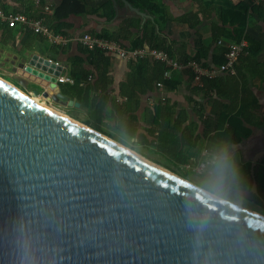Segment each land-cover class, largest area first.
<instances>
[{"label":"water","instance_id":"95a60500","mask_svg":"<svg viewBox=\"0 0 264 264\" xmlns=\"http://www.w3.org/2000/svg\"><path fill=\"white\" fill-rule=\"evenodd\" d=\"M24 71L41 94L0 78V264H264V215L34 104L80 107L57 83L64 66L31 53Z\"/></svg>","mask_w":264,"mask_h":264},{"label":"trees","instance_id":"16d2710c","mask_svg":"<svg viewBox=\"0 0 264 264\" xmlns=\"http://www.w3.org/2000/svg\"><path fill=\"white\" fill-rule=\"evenodd\" d=\"M133 7L153 17L143 20L134 14L124 18L118 29L110 31L102 29L100 32H91L95 36L108 41L121 44L126 49H147L164 52L171 60L183 65L180 70H172L171 76L164 77L171 67L150 57L128 60V75L120 84L121 96L126 99V104L121 107L123 113L134 112L140 106L141 96L157 90L160 84L164 90L173 93L179 90L182 80L187 82L189 92L195 97L201 96L204 104L195 99H190L193 110L197 116L198 124L192 127H182L185 117L181 112L176 114V104L170 100L159 103L153 107L154 119L148 126L149 132L157 143L158 152L165 155L171 153L166 148L168 136H174L176 143L196 147L199 152L203 148L210 153L220 151L222 144L238 146L253 136V129L264 125V118L260 116L261 105L249 85V74L264 80V64L259 63L258 57L264 52V40L257 41L246 35V29L253 17H258L264 24V0H243L237 6L229 4L222 8V27L213 26L212 36L205 41L201 36L195 40L194 54L187 53L185 43L171 39L165 34V27L169 22H181L194 30L199 24L198 15L191 19L182 18L174 20L167 15L161 7L159 0H127ZM24 0H17L22 4ZM119 10L124 9L120 0H116ZM29 11L25 15L31 19H44L45 25L55 34L68 37L66 31L72 26L66 22L70 17L92 15L110 22L116 15L113 2H107L97 8H91L87 0H62L52 8L51 14L45 11V0L35 2L26 1ZM227 17V21L224 19ZM234 17L231 21L229 19ZM232 26L228 29L227 26ZM32 32V31H31ZM31 34H36L32 32ZM221 39L233 40V43H247L246 54L241 55L236 64L235 74L221 73L216 77L201 76L196 80V75L189 66L190 62L198 64L201 68L211 70L219 68L226 62L227 46L219 45ZM232 44V43H230ZM229 44V45H230ZM75 48L76 55H70ZM49 52L65 57L67 74L74 80V85L65 86L63 92L85 107L89 113L90 121L85 124L100 132L103 120V109L107 102L105 93L112 84L110 67L112 57L107 52L94 49L88 50L81 45L49 46ZM130 111V112H129ZM176 114V115H175ZM116 127L124 134L134 137L132 131L136 128L135 121L130 118H114ZM133 120V119H132ZM203 127L202 133L195 134L197 127ZM158 135L154 137L153 132ZM180 135V136H179ZM190 142V143H187ZM203 144L205 147H203ZM198 166V165H197ZM251 176V175H250ZM250 178H253L252 176ZM254 178L258 187L264 186V162L254 169ZM257 204L261 203L256 197L251 196Z\"/></svg>","mask_w":264,"mask_h":264},{"label":"crops","instance_id":"0c3cea01","mask_svg":"<svg viewBox=\"0 0 264 264\" xmlns=\"http://www.w3.org/2000/svg\"><path fill=\"white\" fill-rule=\"evenodd\" d=\"M16 1L17 0H0V9H3L9 13H23L25 15V12L29 11V5L28 3H26V1H31L32 3L35 2V7H37V4L39 3V0H24L22 4L16 3ZM242 1L243 0H159V4L161 5V7H163L167 11V15L176 21L184 17L187 19H191L194 15H198L200 20L198 26L194 30H191L189 26L185 23L171 21L166 25L164 29L165 34L173 40L185 43V45L187 46V53L194 54V45L195 40L197 38L201 36L205 41H209L210 37L212 36L213 26H223V22L221 20V9L223 7L227 9V6L229 4L237 6ZM61 2L62 0H45V7L50 8V12L46 13L51 14L52 8L58 6ZM87 2L91 8H97L105 4L107 0H87ZM94 4L96 5L95 7ZM124 18L126 17L123 16L121 18L119 9L116 11L115 17L110 22H107L102 18H98L92 15H84L81 17L72 16L68 20H66V22L72 26L70 30L66 31L68 37L59 35L64 40V43L60 45L52 44L46 38L38 34H31L32 32L30 30H27L26 28L20 25H17L15 28H9L6 23L0 22V68L5 67L9 69L7 71H9L8 75L10 77L23 80L22 84L27 85L28 87L29 85L32 86L31 88H28L29 92L27 94H32L34 91L38 90H41V92L39 93L41 94L43 91L41 86L42 83L37 79H34V77L29 76L24 71V67L27 64L28 56L31 53L38 54L39 56H42L51 60L52 62L59 63V65L64 66L65 71L61 73V76L69 77L67 74V67L64 64L65 57L55 55L52 52H49L47 48L49 46L63 47L69 43H71L73 46L80 45L78 43V39L82 35L90 34L91 32H100L104 28L109 29L110 31H114L118 29L121 21ZM233 18L234 17H231L229 21H231ZM224 19L226 21L228 20L226 15H224ZM252 21L255 24L252 25V22L250 23V25L246 29V35L257 41L264 40V24L260 22L258 17L256 16L253 17ZM111 24H116V26H111ZM227 28L231 30L232 26L228 25ZM233 42V40L221 39L219 45L228 46L230 43ZM75 51V48H73L70 51V55H76L77 53ZM108 55L112 57L109 72L112 84L108 87V90L105 93L107 102L103 109V120L99 126L100 132L105 136L113 139L118 144L130 150H133L138 155L151 161L150 158H148L147 156L139 153L138 151L134 150L129 146H126L125 144L118 142L112 136H110L111 134L109 135V133H114L121 138L127 139L133 142V145L138 144L139 147L147 149L151 148L155 150L154 152L159 153L156 141L149 134L152 128L147 125V123L150 124L154 119V113L152 111L153 107L159 103H164L167 99L170 100L171 104H176L177 115L181 112L184 113L185 120L182 127H192L198 124V119L193 110V105L190 104L189 101L190 99H195L203 104L205 101L201 96L195 97L194 95H192L188 90L187 82L182 80V84L180 85L179 90H177V92L170 93L164 89L158 88L152 93H147L141 96L140 106H138L139 108L134 112V114L130 111L129 114L126 111L125 113H123V110L125 109H121V107H124V105L126 104V99L121 96L120 84L123 83L127 78L128 60L121 59L118 56L109 53ZM258 61L259 63L264 64V52L260 54V56L258 57ZM249 77L250 88L254 91L261 105L260 116L264 118V80L259 77H253L252 74H249ZM0 78L7 81L11 85L17 87L12 81H8L1 76ZM74 83L60 84L62 91L64 90V88H66L65 86H71L74 85ZM17 88L20 89L19 87ZM20 90L24 92V90ZM64 95L66 94L64 93ZM73 101L77 102L76 100ZM59 112L67 114L63 111ZM116 115L121 119L127 117L130 118V121H135L134 125H136V128L132 131L134 137L131 138L130 136L124 134L123 132L117 129L116 122L114 120ZM202 129L203 127L199 125L197 127V131H195V134L202 133ZM153 134L154 137H157V130H155ZM260 134H264V125L254 128L253 136L249 140L243 142L238 146L222 144L220 147V151L217 153H210L206 150V148H203L201 152H199V149H196L195 146L194 148H192L187 147L188 145L185 146L182 143H176V139L174 136H168L166 148L171 154L167 155V157H169V159L175 161V163L182 167H185L187 165L194 167L202 163H208L205 166L203 172H208V176H212L215 173L213 172L214 169H216L217 172H225L226 170L231 169L232 166L230 162L236 160L238 161L239 167H248L247 174L249 176V179L251 177V163L253 160L250 158V156L248 157L247 155H249L253 148L256 147L254 141L257 139V137H259ZM203 147H205L204 144ZM153 163L162 166L157 162ZM208 166H211L212 169L209 170ZM183 179L187 180L188 182H191L185 177Z\"/></svg>","mask_w":264,"mask_h":264},{"label":"rangeland","instance_id":"374dc122","mask_svg":"<svg viewBox=\"0 0 264 264\" xmlns=\"http://www.w3.org/2000/svg\"><path fill=\"white\" fill-rule=\"evenodd\" d=\"M99 5V4H98ZM96 5L94 4V7ZM121 18L124 17H130L132 16L130 12H124L122 10H119ZM123 15V16H122ZM113 24H111L112 26ZM113 26H116L113 25ZM9 69L7 68H0V76L8 81H12L14 85L19 87L20 89L24 90L25 93L29 92L28 88H31L32 86L22 84L23 80H19L17 78H12L8 75L7 71ZM26 86V87H25ZM64 87V86H63ZM40 93L41 90H38ZM45 99L44 100L41 99ZM38 97V100L44 103H47L52 108H56L58 111H63L67 113L72 118L77 119L78 121L82 123L88 122L89 119V113L85 109L84 106L80 105V107H59L55 104H51L45 96ZM111 134V135H110ZM110 136H112L115 140L118 142L125 144L126 146H129L133 148L134 150L138 151L139 153L147 156L150 158L151 161L157 162L164 166L167 169L172 170L177 175L181 177H185L186 179H189L191 183L193 182L196 184L199 188H202L203 190L209 192L210 194L221 198L223 200H226L234 205L241 206L243 208L255 211L257 213H260L264 215V206L257 204L255 201H253L252 197L249 196V182H248V167L241 168L238 165V161L234 160L231 163L232 168L229 170H226L225 172H217L216 169L213 170L215 172L212 176H208V172L198 174L192 169H186L185 167L179 166L175 161H172L167 157V155L163 153H157L154 152V149H147L143 147H139L138 144L133 145L134 143L119 137L118 135L114 133H109ZM208 169H212L211 166H208ZM245 175V176H244ZM246 177V178H244Z\"/></svg>","mask_w":264,"mask_h":264},{"label":"built area","instance_id":"2783aa9c","mask_svg":"<svg viewBox=\"0 0 264 264\" xmlns=\"http://www.w3.org/2000/svg\"><path fill=\"white\" fill-rule=\"evenodd\" d=\"M46 12H50V8H45ZM44 19L36 20L31 19L24 15L23 13H9L3 9H0V22L6 23L9 28H15L17 25H20L27 30H30L44 38H46L52 44H63L64 40L61 36L56 35L51 29H49L45 23ZM78 43L87 48L88 50L100 49L109 54L118 56L121 59H136V58H146L150 57L154 60L165 63L169 67L170 70L166 71L164 74L165 78H169L171 76L172 70H180L183 68L182 64H179L176 61L171 60L164 52L158 50H147V49H126L121 44L113 41H108L105 39H101L95 36H91L90 34H84L78 39ZM247 43L242 41L241 43H232L227 46L228 52L225 55L226 62L222 64L219 68L207 70L201 68L198 64L194 62H190L189 66L192 68L196 75V80H198L201 76H206L209 78L216 77L221 73H230L235 74L236 72V64L238 63V59L241 55L246 54ZM51 61V60H50ZM52 62V61H51ZM59 65V63H56ZM58 84H73L74 80L69 77L59 76L57 78ZM159 89H164L163 85L160 84ZM208 163H202L198 166H185L186 169H192L194 172L198 174H202L204 172L205 166Z\"/></svg>","mask_w":264,"mask_h":264},{"label":"flooded vegetation","instance_id":"af4514ba","mask_svg":"<svg viewBox=\"0 0 264 264\" xmlns=\"http://www.w3.org/2000/svg\"><path fill=\"white\" fill-rule=\"evenodd\" d=\"M122 11L124 12H128L125 9H123ZM255 146L253 148V150L250 152L249 155H247L248 157L250 156V158L252 160L258 159L259 163L258 164H262L264 162V134H260L259 137H257V139L254 141ZM254 179L256 181L257 184V180L256 178H249V196H254L257 198V200L261 203V205L264 206V186L262 187H258V185L256 186V193L252 192V186L254 183ZM260 214V213H259Z\"/></svg>","mask_w":264,"mask_h":264},{"label":"bare ground","instance_id":"6f19581e","mask_svg":"<svg viewBox=\"0 0 264 264\" xmlns=\"http://www.w3.org/2000/svg\"><path fill=\"white\" fill-rule=\"evenodd\" d=\"M38 97H41V96H38ZM38 97H36V96H31V101L34 103V104H36V105H39V106H42V107H44V108H51V109H54V108H52V107H50L48 104H46V103H44V102H46L45 101V99H43L44 100V102H41V101H39L38 100ZM61 113V112H60ZM127 150V149H126ZM136 154V153H135Z\"/></svg>","mask_w":264,"mask_h":264}]
</instances>
